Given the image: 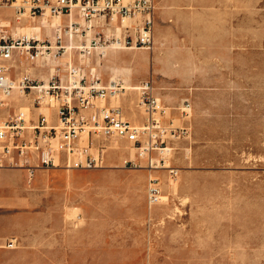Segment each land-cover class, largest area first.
I'll use <instances>...</instances> for the list:
<instances>
[{"label": "rangeland", "instance_id": "obj_1", "mask_svg": "<svg viewBox=\"0 0 264 264\" xmlns=\"http://www.w3.org/2000/svg\"><path fill=\"white\" fill-rule=\"evenodd\" d=\"M0 14L5 20H13L10 9H1ZM66 21L64 18L63 22ZM14 26L16 23L13 21ZM20 26L26 24L21 23ZM32 33L33 36L38 35L35 30ZM52 36H55L53 29L44 30L43 40L53 42ZM64 41L69 44L67 38ZM234 41L233 55L229 49H220L218 56L224 62H199L202 72L219 74L218 81L225 84L194 87V95L186 96L175 107L164 103L169 107L168 117L174 118V125L188 126L189 133L185 138L170 143L173 150L166 156V164L178 168L177 178L170 180L167 169L153 171L161 181L163 195L168 198L164 197L161 204L152 208L153 214L148 217L152 229L136 231L145 233L146 238H151V242L156 244L159 260L108 264H264V5L242 17L239 38H234ZM237 41H240L238 47ZM129 51L110 52L115 55L113 61H121L117 64L122 68V75L118 78H130L125 75L133 70L130 61L142 67L144 60L141 56ZM67 55H61L56 64L64 78L66 63L71 60L73 64L79 63L76 50ZM200 56L210 59V55ZM90 57V60H82L88 69L94 67L93 56ZM101 58L100 62H103L104 58ZM38 62L41 66L36 65ZM21 66L23 70L24 67H36L34 73L33 70L29 73L37 80L44 77L48 80L56 73L45 61L32 63L23 60ZM215 66L219 67L218 72ZM126 84L135 85L129 80ZM127 94L117 99L118 104L114 103L124 108L127 117L133 115L135 118L138 114L136 120L141 119L139 113L144 112L139 107L138 92L130 90ZM187 102L190 104L189 117L183 118L181 108ZM10 104L31 106L25 98H18ZM116 142L111 145L122 149L109 150L107 159L110 160H106L105 168L72 170L75 178L71 175L66 179L70 186L58 188V194L50 199L42 192L46 183L39 172L31 184H28L25 172H3V182L14 200V203L9 200L3 206L9 221L21 223L28 228L25 234H29L33 232L30 230L32 224L48 221L47 211L51 209L55 219L63 223L65 231L62 232L65 233L74 222L86 220L83 209L85 197L98 214L103 212L106 201L111 200L113 206H120L116 192L121 188L110 173L114 170H123L125 174L136 172L135 179L140 182L147 169L121 168L116 160L129 155L123 149L129 143L122 146L120 141ZM74 181L78 185L71 186ZM52 182L55 184L56 179ZM108 191L112 193L108 195ZM22 194L25 199L21 202L17 197ZM8 224L0 227V234L13 231L12 224ZM20 247H24L23 243ZM65 264L74 263L68 261Z\"/></svg>", "mask_w": 264, "mask_h": 264}, {"label": "built area", "instance_id": "obj_2", "mask_svg": "<svg viewBox=\"0 0 264 264\" xmlns=\"http://www.w3.org/2000/svg\"><path fill=\"white\" fill-rule=\"evenodd\" d=\"M1 9H11L15 23L61 16L68 22L64 34L56 31L54 43L35 36H15L17 26L0 16V169H26L30 183L40 168L102 169L109 150L122 149L111 143L124 141L129 143L123 148L129 155L123 159V168L152 173L167 169L170 180L177 178L179 170L166 164V156L173 150L170 143L188 136L189 128L174 125L153 82L145 80L133 86L144 112L143 122L136 123L121 105L113 104L132 87L121 78L104 83L96 69H88L81 60L96 49L111 46L151 50L156 0H0ZM73 14L77 21L72 20ZM78 19L86 24L82 26ZM67 37L69 44L64 41ZM71 49L79 53V63H66V78L57 72L48 80H37L21 66L23 60L35 63L59 58ZM18 98L28 99L31 106L10 104ZM189 109L190 104L184 103L181 117H189ZM163 192L159 177L150 175L149 207L163 202ZM1 246L9 250L19 247L16 238Z\"/></svg>", "mask_w": 264, "mask_h": 264}, {"label": "crops", "instance_id": "obj_3", "mask_svg": "<svg viewBox=\"0 0 264 264\" xmlns=\"http://www.w3.org/2000/svg\"><path fill=\"white\" fill-rule=\"evenodd\" d=\"M261 5H264V0H156L154 46L151 50L129 51L140 55L144 60L141 68L136 63L129 62L133 66V72H127L125 75L130 77L129 82L135 84L129 86H137L142 81L151 80L155 94L165 104L175 107L184 101L186 96L194 95V87L225 84L218 81L219 74L202 72L203 67L199 62H224V59L218 56L220 49H229V53L233 55L234 38H239L242 17ZM0 16L3 18L1 14ZM37 25L39 21L29 24V27L32 30ZM236 44L238 47L240 41ZM110 52L107 57L99 49L92 52V68L96 69L104 83L122 75V68L117 66L121 61H113L115 55ZM203 54L210 55V59L202 58L200 55ZM101 57L104 58L103 62H100ZM36 65L41 66L39 62ZM214 69L217 71L219 67L215 66ZM31 70L34 73L36 67L33 66ZM221 78H224L223 75ZM40 80H46V77ZM122 80L125 83L128 81ZM139 114L141 119L136 120L138 114L135 118L133 115L128 118L143 122L144 115ZM120 142L122 146L125 144L124 141ZM125 157L121 156L116 160L121 168ZM12 170L25 172L29 177L26 169H0V227L9 222L13 228L11 232L0 234V264H65L68 261L74 264H108L159 260L160 252L156 244L151 242V238H146L145 233L136 232L152 229V222L148 217L153 214V207H149L147 201L149 171H144L145 175L140 182L135 179L136 172L125 174L123 170H114L110 173L121 188L116 192L120 206H113L111 200L106 201L103 212L98 214L91 201L85 197L84 222H74L71 229L64 233L63 223L55 219L50 209L47 211L48 221L32 224L30 230L33 232L25 234L28 228H24L19 222L9 221L3 211V206L8 204L9 200L14 203L2 178L3 172ZM71 171L40 168L35 171L33 181L38 172L45 177L46 186L42 188V192L50 199L58 194V188L70 186L67 185L66 179L71 175L75 178V173ZM53 179H56V185L52 182ZM75 184L78 185L77 181L71 186ZM111 193L112 191H108V195ZM24 199L23 194L17 197L21 202ZM79 218L81 219V216ZM13 236L21 238L19 240L15 237L19 247L13 250L2 248L1 245L14 238ZM21 243L24 246L22 249Z\"/></svg>", "mask_w": 264, "mask_h": 264}, {"label": "bare ground", "instance_id": "obj_4", "mask_svg": "<svg viewBox=\"0 0 264 264\" xmlns=\"http://www.w3.org/2000/svg\"><path fill=\"white\" fill-rule=\"evenodd\" d=\"M6 10H8V9H6ZM11 10V9H10ZM12 13H13V11H12ZM64 18H66L67 19V21L66 22H63L64 21ZM13 20H8L7 19V24H9V22H13L14 21V14H13V18H12ZM72 20L73 21H77V18H75V15L73 14L72 15ZM79 21H80V23L82 24V26H84L86 23L84 22V20H82V19H78ZM39 21V25H37V26H35L34 27V29H30V27H29V24L30 23H37ZM52 21H55L56 23H53ZM15 22V21H14ZM68 22V18L67 17H64V16H61V17H53L52 18V20L51 21H49V19L47 18V17H37V18H34V19H32V20H30V19H25L24 21H22L21 23H25L26 24V26H20L21 25V23H17L16 22V26H17V28H15V30H14V35L15 36H18V35H27V36H29V37H31V36H33V31L35 30V31H37L38 32V35H34L35 37H37L38 39H40V40H43V30L44 29H49V28H51V29H53V32H55L56 33V31L57 30H61V33L62 34H64V32H65V29H64V26H65V24ZM15 26V27H16ZM18 30H19V32H18ZM25 32L24 34H22V32ZM120 31V30H119ZM119 31H118V33H119ZM90 35H92L93 36V33H94V30L92 29L91 31H90ZM117 33V34H118ZM73 36H72V39H74V37H75V34H72ZM56 36V35H55ZM55 36H52V39H53V42L55 43ZM79 37V36H78ZM67 40L69 41L70 39L67 37ZM100 51H101V53L102 54H105L104 56H106L110 51H114V50H135V49H116V48H114L113 46H111V47H109V49H106V48H101V49H99ZM73 50L71 49L70 51H68V53H66L65 54V56L64 57H68V55L67 54H71V52H72ZM90 56H92V55H90ZM90 56H88V57H86V58H81V60H86V59H88ZM103 56V57H104ZM69 58H70V56H69ZM38 61H45V62H48V64H50V66H49V68H50V70L51 71H56V73L58 72V70H57V65L56 64H58L59 63V58H57V57H55V58H51V57H49V58H47V59H45V58H43V59H39ZM72 61V60H71ZM45 64V63H44ZM56 66V67H55ZM26 69V70H25ZM31 70V68H29V67H24V71H27V72H29ZM54 75V74H53ZM52 76V75H51ZM115 79H118V77H116ZM115 79H113V80H115ZM132 88H130L129 89V91L130 90H134L135 91V88L133 87V86H131ZM136 87V86H135ZM125 95H128L127 94V92L125 93ZM117 99L114 101L113 100V104H116L117 102ZM114 102H116V103H114ZM118 104V103H117ZM133 121H135L136 123H137V121L136 120H133ZM141 123V122H140ZM133 153H135V150H133L132 151ZM153 173L151 172V171H149V176L150 175H152ZM172 186H175L174 185V183H170ZM164 197H166V196H164Z\"/></svg>", "mask_w": 264, "mask_h": 264}]
</instances>
